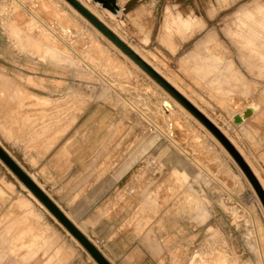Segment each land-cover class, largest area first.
<instances>
[{
  "label": "rangeland",
  "instance_id": "obj_1",
  "mask_svg": "<svg viewBox=\"0 0 264 264\" xmlns=\"http://www.w3.org/2000/svg\"><path fill=\"white\" fill-rule=\"evenodd\" d=\"M18 1L29 10L23 25L15 20L17 13L24 12L16 1L0 0V72L11 78L21 76V82L33 76L43 83L42 96L55 104V134L61 138L93 136L101 141L93 146L106 153L103 162L121 177L118 185L125 224L141 236L161 240L169 255L181 264H264V190L252 172L257 171L264 186V0H159L153 18L144 13L137 17L143 33L124 13L115 20L122 23L116 30L125 47L133 54L129 46L136 50L165 78L174 80L182 95L215 123L243 167L198 121L170 100L150 75L129 63L107 43L105 34L100 31L102 37L92 31L63 1L50 0L67 16L65 29L35 0ZM124 1L125 6L132 0H116L119 10L124 7L119 2ZM147 2L137 0L127 14L142 4L147 6ZM88 4L108 23L99 21L100 25L117 38L110 30L115 21L93 0ZM165 8L168 40L173 35L185 40L203 28V21L196 16L202 15L209 29L216 30L223 46L215 51L219 57L209 52L197 70L215 75L211 85L222 95L219 105L227 112L206 103L204 81L180 70L179 56H165L153 37L149 47L142 45L151 20L159 29ZM30 12L60 40L46 32ZM163 76L157 74L168 85ZM27 83L35 85L30 78ZM191 90L201 97L191 95ZM232 99H238L240 109L250 103L260 107L259 123L246 125L249 135L238 130L230 118ZM177 122L182 128L175 126ZM0 151L17 166L1 147ZM30 194L0 159V264H97Z\"/></svg>",
  "mask_w": 264,
  "mask_h": 264
},
{
  "label": "crops",
  "instance_id": "obj_2",
  "mask_svg": "<svg viewBox=\"0 0 264 264\" xmlns=\"http://www.w3.org/2000/svg\"><path fill=\"white\" fill-rule=\"evenodd\" d=\"M158 1L149 0L147 6L142 4L126 15L134 21L140 33H143V27L136 22L137 17L144 13L146 17L153 18ZM166 8L158 30L153 25L154 21H150L152 27L141 39L142 45L149 47L153 37L165 56L170 58L179 56L180 70L185 72L188 70L194 73L193 78L196 81H204L203 87L208 90L202 92L208 98L206 103L209 106L214 104L219 111L227 112L219 105L222 95L211 85L215 75L206 76L197 70L198 64L210 56L209 52L219 57V53L216 54L215 51L222 45L216 38L218 36L215 35L216 30L209 29L202 15L201 17L194 15L203 21V28L195 30L194 34L185 40L178 35H173L171 40H168L164 31ZM141 57L154 67L149 60ZM154 69L160 71L156 67ZM158 73L163 76L161 71ZM20 77L11 78L0 72V147L4 153L108 264H181L169 255L161 240L157 242L147 234L141 236L136 228L125 224L122 190L118 185L121 177H118L117 172L110 171L103 162L106 153L100 151L98 146H93L100 144L101 141L93 136L61 138L58 133L55 134V104L46 101L42 96L43 83L34 80L33 76L24 77L21 82ZM29 78L35 85L27 83ZM165 80L170 81L169 83L183 94L174 80L167 78ZM190 94L201 97L195 91ZM231 111L235 113L233 109ZM232 112L229 114L230 118L235 115ZM261 119L258 111L237 129L249 135L247 123H259ZM254 174L263 186L257 171Z\"/></svg>",
  "mask_w": 264,
  "mask_h": 264
},
{
  "label": "bare ground",
  "instance_id": "obj_3",
  "mask_svg": "<svg viewBox=\"0 0 264 264\" xmlns=\"http://www.w3.org/2000/svg\"><path fill=\"white\" fill-rule=\"evenodd\" d=\"M16 1V3L18 4V6H20L23 10H24V12L26 13V14H23V13H17L16 14V19L15 20H17V24H19V25H23V24H26L27 23V21H26V15H28L27 13H29L27 10H26V8H25V6H23V4L22 3H20L18 0H15ZM36 2H38L39 3V6H40V9L43 11V12H45L46 14H48L51 18H53V20H55L62 28H64L65 29V25H67V16H65V13H63V12H60L59 11V8H58V6H56V5H54L53 3H51L50 2V0H35ZM61 1H63V3H65V5L70 9V11H72L73 13H75L78 17H80L87 25H90V27H92V31H94L96 34H99V35H101L102 37H103V35L101 34V32H100V30L96 27V26H94L91 22H90V20L89 19H87V17H85L83 14H82V12L81 11H79L77 8H75L71 3H69L67 0H61ZM75 1H77L78 2V4H80L84 9H86V11H88L92 16H94V17H96V19L98 20V21H100V22H102V24L104 23V24H108V23H106V21L104 20V18L102 17V15L100 14V13H98L97 11H96V9L94 8V7H91L88 3L90 2V0H86V1H84V0H75ZM122 3V2H121ZM120 2H119V4L123 7L124 6V4H125V1L123 2V4H121ZM97 7H101L102 5H103V3L101 4V3H94ZM103 11V13L105 14V15H107L110 19H112V20H116V15L119 13L118 12V10H116V9H114L113 8V10H111V8H109V9H102ZM22 11V10H21ZM121 11H122V8H121ZM30 15H31V17L42 27V28H44L45 29V31L46 32H48L51 36H53L54 38H56L57 40H60L59 38H58V36L48 27V26H46L42 21H41V19L39 18V16H37L35 13H31L30 12ZM127 16L129 15V14H126ZM26 21V22H25ZM115 27L114 28H112L113 26L111 25V29H110V27H109V29L113 32V34L114 35H116L117 36V38L123 43L124 42V40L121 38V36L120 35H118V32H117V30H116V28L118 29L119 27H121V25H122V23L121 22H117V21H115ZM117 32V33H116ZM105 40H107V43H109L113 48H114V50H117V52H119L126 60H128V62L129 63H131L133 66H135L136 68H138L142 73L143 72H145L140 66H138L131 58H129L127 55H125L124 53H122V50L121 49H119L112 41H110L109 39H106V38H104ZM129 48L134 52V54H136L139 58H140V60H142V62L143 63H145L146 65H148L149 67H150V69H152L156 74H158V75H160V73H158V72H160V71H156L154 68L155 67H152L151 65H149L150 63H147L146 62V60H144L141 56H140V54H138V53H136L130 46H129ZM143 70V71H142ZM161 76V75H160ZM162 77V76H161ZM166 79V78H165ZM164 79V80H165ZM166 81V80H165ZM167 83H168V85H170V87H172L174 90H176L169 82H168V80L166 81ZM163 93H165L166 95H167V97L170 99V100H174L175 101V103L183 110V111H185L187 114H189L193 119H195L196 121H198L208 132H209V135L217 142V143H220V141L216 138V137H214V135L206 128V126L201 122V121H199L197 118H195L194 117V115L192 114V113H190V111H188V109H186L181 103H179L178 101H176L175 99H173L172 97H170L169 95H168V93H167V91L163 88V87H161L159 84H157V83H154ZM150 92V91H149ZM176 92L177 93H179L184 99H187L186 97H184L179 91H177L176 90ZM188 100V99H187ZM189 101V100H188ZM190 102V101H189ZM191 103V102H190ZM130 104V103H129ZM192 104V106H194V107H196L193 103H191ZM230 104H231V109H233L234 111H235V115L231 118L232 120H235V118H237V117H239L240 119H241V122L238 124H236V127L237 128H240L244 123H246V121H248L249 119H251V117L253 116V115H255L259 110H260V107H259V105H257V104H254V103H250V104H247V105H244L241 109L239 108L238 109V99H232V100H230ZM167 107H169V108H172L171 107V105H169V104H167L166 105ZM196 109L204 116V117H206V119L212 124V125H214V126H216L215 125V123L209 118V117H207L205 114H203L197 107H196ZM246 111H248V114L246 115V117L244 116V113L246 112ZM150 122V121H149ZM151 123V122H150ZM152 124V123H151ZM154 126V125H153ZM175 126L176 127H178V128H182L181 127V124L179 123V122H177V124L175 123ZM158 129V128H157ZM181 131H183V130H181ZM159 132L162 134V135H164V137L172 144V145H174L177 149H179L184 155H186L187 156V154L184 152V151H182L180 148H179V146L178 145H176L173 141H172V139H170L167 135H165L162 131H160L159 130ZM222 133V132H221ZM223 134V133H222ZM224 135V134H223ZM225 136V135H224ZM227 138V137H226ZM196 139V138H195ZM199 140V139H198ZM229 140V139H228ZM201 142V141H200ZM200 142H198V143H200ZM221 144V143H220ZM220 146H223L222 144L220 145ZM223 148H225L224 146H223ZM224 150V149H223ZM226 150V149H225ZM226 152V151H225ZM193 163H195L201 170H202V172L204 171L203 170V168L201 167V166H199L195 161H193ZM205 172V174L208 176V177H210L212 180H214V181H216L208 172H206V171H204ZM253 172V171H252ZM253 174H254V172H253ZM255 175V174H254ZM256 176V175H255ZM257 178V177H256ZM258 180V179H257ZM259 181V180H258ZM259 183H260V181H259ZM8 185V184H7ZM260 185H261V183H260ZM24 186V185H23ZM262 186V185H261ZM25 187V186H24ZM26 188V187H25ZM262 188H263V186H262ZM27 189V188H26ZM263 190H264V188H263ZM29 191V190H28ZM30 192V191H29ZM31 193V192H30ZM32 194V193H31ZM30 194V195H31ZM2 195V194H1ZM33 195V194H32ZM3 196V195H2ZM1 196V197H2ZM34 196V195H33ZM35 197V196H34ZM36 198V197H35ZM37 199V198H36ZM38 200V199H37ZM21 201V200H20ZM22 202H23V200H22ZM25 202V201H24ZM26 203V202H25ZM20 204H24V203H20ZM19 206V205H18ZM29 208H31V206L29 207ZM33 210H31V212H32ZM33 213V212H32ZM25 215V214H24ZM32 215H34V214H32ZM17 220V219H16Z\"/></svg>",
  "mask_w": 264,
  "mask_h": 264
},
{
  "label": "water",
  "instance_id": "obj_4",
  "mask_svg": "<svg viewBox=\"0 0 264 264\" xmlns=\"http://www.w3.org/2000/svg\"><path fill=\"white\" fill-rule=\"evenodd\" d=\"M71 3L75 8L82 12V14L90 20V22L96 26L103 34H105L110 41H112L119 49H121L125 55L131 58L138 66H140L145 73L150 75L161 87H163L172 97L181 103L190 113L194 115L199 121H201L206 128L216 137L220 143L238 160L241 164L235 153L232 151L227 142L223 139V137L219 134L214 125H212L205 117L201 116L197 110H195L191 105H189L185 100L181 99L171 87H169L166 83H164L157 74L151 70L145 63H143L139 58L135 56L131 51L125 47V45L115 36L111 35L103 26L100 25L99 21L95 20V18L84 9L80 4H78L75 0H67ZM94 3H103V5L99 8L101 9H116L118 10L119 16L121 13L127 14L137 3V0H132L128 2L123 8L122 11L118 9L116 0H93ZM166 105V103H164ZM248 114V111L244 113V116ZM234 122L239 124L241 119L239 117L235 118ZM0 159L9 167V169L13 172V174L23 183V185L48 209V211L63 225V227L74 237L83 248L89 253L92 259L97 264H108L103 257L99 254V252L61 215L57 209L46 199V197L35 187L31 181H29L19 170L17 166H15L1 151H0ZM242 165V164H241ZM243 167V165H242Z\"/></svg>",
  "mask_w": 264,
  "mask_h": 264
}]
</instances>
